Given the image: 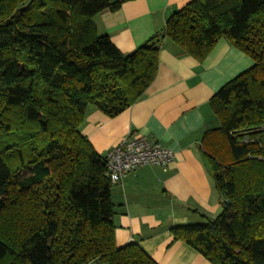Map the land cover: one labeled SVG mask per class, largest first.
Here are the masks:
<instances>
[{
	"label": "trees",
	"instance_id": "16d2710c",
	"mask_svg": "<svg viewBox=\"0 0 264 264\" xmlns=\"http://www.w3.org/2000/svg\"><path fill=\"white\" fill-rule=\"evenodd\" d=\"M121 3L0 0V264H159L116 244L106 154L82 127L143 95L166 38L202 61L222 37L254 61L210 99L222 211L171 230L212 264H264V0H190L126 53L94 21Z\"/></svg>",
	"mask_w": 264,
	"mask_h": 264
},
{
	"label": "crops",
	"instance_id": "0c3cea01",
	"mask_svg": "<svg viewBox=\"0 0 264 264\" xmlns=\"http://www.w3.org/2000/svg\"><path fill=\"white\" fill-rule=\"evenodd\" d=\"M189 1L122 0L119 9L101 11L94 21L100 34H108L122 52H131ZM253 65L250 56L224 37L202 61L166 38L157 74L136 102L114 117L89 107L82 133L99 153L107 154L132 132L175 152L168 166H140L113 184L118 246L138 243L159 264H212L174 239L171 228L221 212V194L202 145L204 133L220 125L210 99Z\"/></svg>",
	"mask_w": 264,
	"mask_h": 264
},
{
	"label": "built area",
	"instance_id": "2783aa9c",
	"mask_svg": "<svg viewBox=\"0 0 264 264\" xmlns=\"http://www.w3.org/2000/svg\"><path fill=\"white\" fill-rule=\"evenodd\" d=\"M108 175L113 184L119 183L136 168L148 164L168 166L175 159L172 148L151 141L139 133H130L106 154Z\"/></svg>",
	"mask_w": 264,
	"mask_h": 264
},
{
	"label": "water",
	"instance_id": "95a60500",
	"mask_svg": "<svg viewBox=\"0 0 264 264\" xmlns=\"http://www.w3.org/2000/svg\"><path fill=\"white\" fill-rule=\"evenodd\" d=\"M227 202L229 203V200Z\"/></svg>",
	"mask_w": 264,
	"mask_h": 264
},
{
	"label": "rangeland",
	"instance_id": "374dc122",
	"mask_svg": "<svg viewBox=\"0 0 264 264\" xmlns=\"http://www.w3.org/2000/svg\"><path fill=\"white\" fill-rule=\"evenodd\" d=\"M89 109V108H88ZM222 211V210H221Z\"/></svg>",
	"mask_w": 264,
	"mask_h": 264
}]
</instances>
